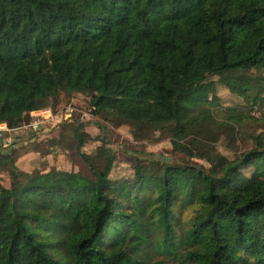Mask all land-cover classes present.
Listing matches in <instances>:
<instances>
[{"label": "trees", "instance_id": "16d2710c", "mask_svg": "<svg viewBox=\"0 0 264 264\" xmlns=\"http://www.w3.org/2000/svg\"><path fill=\"white\" fill-rule=\"evenodd\" d=\"M215 75L264 108V0H0V123H30L64 88L93 113L167 134L200 174L171 178L154 153L117 174L110 149L90 173L22 168L35 151L15 141L0 150L11 180L0 183V264H264V129H245V103L219 110ZM221 117L252 147L224 154L211 132L188 142ZM75 136L81 150L88 136Z\"/></svg>", "mask_w": 264, "mask_h": 264}, {"label": "rangeland", "instance_id": "374dc122", "mask_svg": "<svg viewBox=\"0 0 264 264\" xmlns=\"http://www.w3.org/2000/svg\"><path fill=\"white\" fill-rule=\"evenodd\" d=\"M243 75L253 81L259 76L256 71H244ZM234 80L233 77L224 75L210 77L211 92H214L219 98L217 107L219 110L225 111L245 103V108L249 111L251 106L246 98L237 95L231 90L230 85L234 83ZM89 101V96L81 93H74L69 97L68 92L63 88L58 106L49 108L53 111H62V114H64L65 107L72 106L74 107L73 116L67 120L47 126L48 128H45L44 131H48L45 132V136L40 142L27 140L28 143L24 141L18 143L20 148L32 146L30 150L35 151L22 157L20 166L22 168L35 166L41 171H48L50 168L55 167L63 171L90 173V167L94 169H102L104 167L105 156L100 153L104 149H110L117 157L114 167L117 174H128L131 171L133 157L136 153H140L143 157H145L144 153H154V156L165 158L168 161V174L171 178L175 176L183 177L186 180L200 178L198 169L191 168L186 170L183 168L186 164V159L182 154L173 150L174 145L170 136L161 131L143 135L124 120L107 118L104 114L93 113V107L89 106ZM250 111L254 119H247L245 129L250 132L264 129V108L254 107ZM218 113L220 112L218 111ZM222 117L217 120V124L209 122L201 129H191L188 142L190 144L194 143L195 137L208 138L211 132L218 137V147L224 154L232 155L235 152L251 148L252 143L248 134L244 131V134L233 131L228 126L229 123ZM76 129L88 136L81 150L77 148ZM51 142L56 143L52 145L53 147L55 146L53 149L49 146ZM0 150L2 149L0 148ZM21 152L23 153V150ZM82 153L89 157V165L82 158ZM192 163L197 168H206L208 165L207 162L199 158L192 159ZM10 182L8 172L0 170V183L6 191L9 190Z\"/></svg>", "mask_w": 264, "mask_h": 264}, {"label": "built area", "instance_id": "2783aa9c", "mask_svg": "<svg viewBox=\"0 0 264 264\" xmlns=\"http://www.w3.org/2000/svg\"><path fill=\"white\" fill-rule=\"evenodd\" d=\"M65 108L64 114H62V111H53L51 108L33 111L31 112L32 121L18 128H9L7 124L0 123V141L6 139L11 143L17 134L40 136L45 128H48L47 126L67 120L73 116L74 107Z\"/></svg>", "mask_w": 264, "mask_h": 264}, {"label": "crops", "instance_id": "0c3cea01", "mask_svg": "<svg viewBox=\"0 0 264 264\" xmlns=\"http://www.w3.org/2000/svg\"><path fill=\"white\" fill-rule=\"evenodd\" d=\"M46 131H48V130H46ZM46 131H43L42 132V134L39 136H37L36 137V139H37V141L38 142H40L41 140H42V138L45 136V132ZM31 135H24V134H22V135H16L14 138H13V141L11 142V143H9V141H8V143H7V145L6 146H3V147H0L1 149H3V150H5L6 148H9L10 150H12L13 149V143L16 141L17 143H21V142H28L27 140V138H29ZM34 140V139H33ZM5 148V149H4Z\"/></svg>", "mask_w": 264, "mask_h": 264}, {"label": "water", "instance_id": "95a60500", "mask_svg": "<svg viewBox=\"0 0 264 264\" xmlns=\"http://www.w3.org/2000/svg\"><path fill=\"white\" fill-rule=\"evenodd\" d=\"M8 143V140L4 139L3 141H0V147L6 146ZM10 149H8L7 151H9Z\"/></svg>", "mask_w": 264, "mask_h": 264}]
</instances>
